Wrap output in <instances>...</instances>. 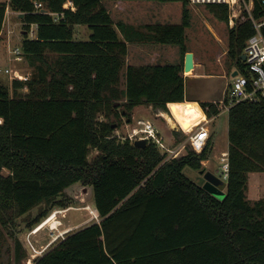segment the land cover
<instances>
[{"label": "trees", "instance_id": "trees-1", "mask_svg": "<svg viewBox=\"0 0 264 264\" xmlns=\"http://www.w3.org/2000/svg\"><path fill=\"white\" fill-rule=\"evenodd\" d=\"M105 1L112 0H10V10L24 15L19 47L34 73L10 87L0 83V264L3 230L76 184L92 188L100 222L58 238L33 264H264V200L247 197L249 175L264 173V101L228 112L230 171L222 201L184 174L205 169L212 138L201 153L188 149L172 160L152 141L137 148L119 139L116 130L137 107H169L176 118L172 104L185 102L192 13L189 0H114L183 5L180 24L141 31L116 23ZM7 7L0 2V36ZM206 8L229 22L227 5ZM252 13L264 18L259 0ZM79 27L90 31L86 39L77 38ZM254 33L249 20L230 31L228 54L241 72ZM147 42L179 47L180 63L126 67L127 44ZM224 104L201 107L211 119ZM13 240L14 263L22 264L27 253Z\"/></svg>", "mask_w": 264, "mask_h": 264}, {"label": "rangeland", "instance_id": "rangeland-1", "mask_svg": "<svg viewBox=\"0 0 264 264\" xmlns=\"http://www.w3.org/2000/svg\"><path fill=\"white\" fill-rule=\"evenodd\" d=\"M104 5L116 23L123 22L127 25L136 27L138 30H141L142 26L147 25L148 23H153L155 20H157L156 22H162L163 20H166V18L163 19L158 14L161 8H174L176 12V7L172 5L182 4L159 3L154 1L119 2L112 0L105 1ZM189 8L192 13V25L191 28L187 30V48L195 52L196 57H198L201 61L206 62L204 70L205 72L227 74L225 80H220L213 83L215 93L218 94V91H220L219 96L221 97L224 88L226 91L228 90L232 77L231 71L234 69V67H236L235 61H233L228 54L230 31L236 26L232 28L230 26V22L225 23L219 21L204 5L194 6L190 4ZM170 12L172 11L170 10ZM182 12L183 10H181V14ZM243 15V10H240V16L237 18L238 20L234 19V21L238 23V21L244 18ZM158 16L159 18H157ZM170 17V20H172L173 17ZM174 20H177V18ZM179 20L173 22H178V24H180L182 22V17ZM89 33L90 31H88L86 27H79L77 29V38L86 39ZM24 35L25 31L24 25L21 21V16L18 13L9 11L6 15L3 31L0 36V67L3 69H11L13 73H18L19 77L28 79L33 75L34 67L30 66L25 57H23L21 61L17 62L11 53L15 47L21 44L24 39ZM136 51L134 50L133 56L126 59V67L132 64L137 66L147 64H164V62H170L169 64H171L174 60L176 61V58H147V56H137V53L139 52ZM158 52L160 54H164L163 51L159 50ZM169 57H171V55ZM180 61L181 54L179 63ZM125 70L126 68L122 73V88H124L125 83ZM13 73L12 76L9 74L6 75L4 73H0V83L10 87ZM196 73L197 70H193L192 73H184V75L190 76ZM21 92L26 93L27 90L24 89ZM225 93L223 97H221L222 100L225 97ZM219 96L216 95V97ZM146 107L148 106H142L139 109H135L132 114L131 122H129V120L124 117L118 129L116 130V133L122 137H126L129 133L134 132L135 129L138 128L137 121L145 119L141 117L142 115H146L147 118H152L153 120H156L154 117L156 112H162L165 115H171V112L155 111L154 109L151 111V113H148ZM228 118L229 113L227 111H223V113L217 119L212 120V124L210 122L211 127L214 125H219L220 123L227 125ZM174 121L176 123L175 127H173L174 129L171 126V131L173 129V138L169 139L170 141L166 139V142L173 145H178L181 143L185 148V150L183 148L180 155L182 156L186 154V150L192 149L188 142V136L183 131L189 133L192 131V129L187 127L184 123L179 122L177 118H175ZM156 123L162 127L161 130L164 131L165 137H167L168 133H171L165 120L161 118L160 120H156ZM181 129H183V131ZM222 136V143L220 144L222 148L218 147L213 150L209 159V168L206 169L207 172H212L217 175H219L217 170H220L221 166V152L224 153V150L227 148L225 134L223 133ZM97 154L98 152L96 151L92 152L90 159H93L95 156H97ZM216 155H219L220 157L216 159ZM184 174L193 182L206 190L207 182L204 175H202L200 171L186 168L184 170ZM224 183L226 185V182ZM248 185V197L251 203L264 200V173H251L249 175ZM212 195L214 196V194ZM225 197L226 193L216 198L222 201L225 199ZM94 205V195L92 188L85 187L82 184H76L67 189L60 197L56 198L50 204H42L21 218H18L15 221L14 226H11L10 229H6V232L3 230V232L8 237V240L7 244H4L5 247L2 251L1 264H8L9 262L10 264H15L14 253L16 247L13 240L15 237L22 243L24 251L27 253V257L23 259L22 264H33L34 260L40 256L39 252L47 248L48 245L53 243L56 239L62 238L63 236L65 237V234L70 231H76L82 227L92 224L93 222H98L94 218V214L97 213ZM55 211H59L60 213L55 214ZM38 219L39 222L35 223V221ZM10 232H13L14 235L10 236Z\"/></svg>", "mask_w": 264, "mask_h": 264}, {"label": "built area", "instance_id": "built-area-1", "mask_svg": "<svg viewBox=\"0 0 264 264\" xmlns=\"http://www.w3.org/2000/svg\"><path fill=\"white\" fill-rule=\"evenodd\" d=\"M0 2L6 3L8 6L6 10L7 15V13L11 11L9 8L10 0H0ZM189 3L194 6H207L209 4L227 5L230 14L229 22L232 28L237 25L234 19H237L240 16V10H243V12H247L248 16L243 15L244 18L238 22L242 23L249 20L252 22L255 29V33L247 41L243 53V55L246 56V60L243 62L245 65V72H241L236 69L239 74L236 77H231V83L225 93L224 99L221 102H217L215 104L225 103L223 109L224 111L229 112L231 108L242 102H256L258 100L264 101V18L256 19L254 17L252 11L254 9L255 0H250L249 2L246 0H189ZM259 4L264 13V0H259ZM33 35L34 31L32 30L31 36ZM11 53L17 62L21 61L24 57L22 49L19 46L15 47ZM0 73H4L6 75L9 74L12 76L13 71L11 69H3L0 67ZM11 79L12 81L26 80L22 77H19L18 73H13V78L11 77ZM137 126L138 128H136L134 132L129 133L126 137H122L117 133L116 134L119 139H129L133 143H135L137 140H146L147 142L152 141L156 143L159 146L161 152L166 155V160H172L180 157L184 148L182 144L173 145L166 142V138L160 133L152 120H138ZM209 139L210 133L208 131L207 121H201L196 127L193 128V131H190L189 144L197 153H201L205 149ZM221 155V166L218 172L221 175V180L223 182H227L230 171L229 152H224ZM54 213L59 214L60 212L55 211ZM94 218L100 222L98 212L94 214ZM51 244H49L48 247ZM48 247L39 252V255H43Z\"/></svg>", "mask_w": 264, "mask_h": 264}, {"label": "crops", "instance_id": "crops-1", "mask_svg": "<svg viewBox=\"0 0 264 264\" xmlns=\"http://www.w3.org/2000/svg\"><path fill=\"white\" fill-rule=\"evenodd\" d=\"M172 6L176 7V12H175L174 8H171V9H162L161 8L160 12L158 13L161 16V18H163V19L166 18V20H163L162 22H156L157 20H155V22L148 23L147 25H152V24H157V23H160V24H178V22H173V21H178L179 19H181V17H182L181 10H183V5H172ZM149 7H152V6H149ZM170 10L172 12H170ZM170 16L173 17L172 20H170L171 19ZM157 18H159V16ZM175 18H177V20H174ZM145 26L146 25L142 26L141 31H145ZM186 35H187V33H186ZM127 45H128L127 59H128V57L133 56L134 50L135 51L137 50L136 52H139V53H137V56H145V57L147 56V58H156V57L172 58V59L176 58V61L174 60L171 64L179 63L180 48L177 47V46L161 45V44H155V43H149V42H147V43H138V44H129L128 43ZM159 50L163 51L164 54L163 53L160 54L158 52ZM189 52H192L194 54V62H195L194 70L195 71L197 70V73L193 74V75H190V76H188V75L185 76L186 77V81H185V101L186 102H192V103H198L200 105V107H201L202 103H217V102H221L222 101L221 97H223L226 89L224 88L223 94L220 97L219 96V92L220 91H218V94L215 93V88H214L213 83L214 82H218L220 80H225L227 74H225V73H223V74H218V73L215 74L213 72H210V73L205 72L204 70H205L206 62L201 61L198 57H196L195 52H193L192 50H189ZM170 55H171V57H169ZM169 63L170 62H167V63L164 62V64H169ZM132 66H137V65H135V64L133 65L132 64ZM234 71H236V67H234V69H232V71H231L232 74H233ZM190 73H192V71L188 72V74H190ZM216 95H218L219 97H216ZM141 107L142 106L137 107L136 109H139ZM146 110L148 111V113H151V111L153 110V107L148 106V107H146ZM202 110H203V108H202ZM168 112H170L169 107H168ZM203 112H204V110H203ZM220 115L215 116V117H213L211 119H208V117L206 115V118L208 120L207 122L209 124L208 125V131L210 133V139L212 138L213 142H214L213 143L214 144L213 150L218 148V147H221L220 144L222 143L221 142L222 137H223L222 135H223V133L225 134V137H226V140H227V146H226L227 148H226V150H224V152H228L229 151V139H228L229 124L227 123V125H225L224 123H220L219 125H214L213 127H211L212 120L217 119ZM141 117L145 118V119H149V118H147L146 115L145 116L142 115ZM148 117H151V116H148ZM154 117L156 118V120H160L161 118L163 120H165L167 122L168 129L171 131V125L168 123V121H167V119L165 117V114H163L162 112H156ZM150 120L153 121V123L156 125L157 129L164 136V131L161 130L162 127H160L156 123V120H153L152 118H150ZM210 122H211V124H210ZM165 127H166V125H165ZM173 129H172V131H173ZM172 131H171L170 134L169 133L167 134V137L164 136L168 141H170L169 139L173 138ZM183 132L188 136V142H189L190 132L189 133H187L185 131H183ZM212 136H214V137H212ZM222 153L223 152H221V154ZM219 157H220L219 155H216V159H218ZM203 165H204V167H206L205 169L209 168L210 161L208 160V161L203 162ZM217 171H219V170H217ZM248 187H249V185H248ZM221 191L223 192V194H225L226 193V188L222 187ZM247 197H248V191H247ZM248 200H249V197H248ZM87 226H85V227H87ZM85 227H82L81 229H83ZM81 229H79V230H81Z\"/></svg>", "mask_w": 264, "mask_h": 264}, {"label": "water", "instance_id": "water-1", "mask_svg": "<svg viewBox=\"0 0 264 264\" xmlns=\"http://www.w3.org/2000/svg\"><path fill=\"white\" fill-rule=\"evenodd\" d=\"M21 18L24 16L23 14H20ZM241 60L244 62L246 60V56L242 55ZM195 68V62H194V54L192 52H188L185 55V61H184V73L187 74L190 71H193ZM238 71H234L232 74V78L236 77L238 75ZM147 145L146 140H137L134 143V146L137 148H144ZM202 175H204L205 180L207 182L206 185V191L209 193L214 194V196L219 197L223 194L221 191L223 187V181L221 180V175L218 172L219 175L214 174L212 172H207L206 169H203L200 171Z\"/></svg>", "mask_w": 264, "mask_h": 264}, {"label": "bare ground", "instance_id": "bare-ground-1", "mask_svg": "<svg viewBox=\"0 0 264 264\" xmlns=\"http://www.w3.org/2000/svg\"><path fill=\"white\" fill-rule=\"evenodd\" d=\"M173 114L179 122L184 123L190 129L196 127L201 121H208L206 115L198 103L181 102L172 104ZM168 123L175 127L176 123L172 117L165 115ZM2 122V121H1ZM2 124V123H1Z\"/></svg>", "mask_w": 264, "mask_h": 264}]
</instances>
